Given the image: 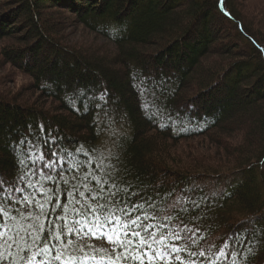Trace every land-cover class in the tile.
Returning a JSON list of instances; mask_svg holds the SVG:
<instances>
[{"label": "trees", "instance_id": "1", "mask_svg": "<svg viewBox=\"0 0 264 264\" xmlns=\"http://www.w3.org/2000/svg\"><path fill=\"white\" fill-rule=\"evenodd\" d=\"M1 13L30 83L0 88V264H264V35L240 0ZM65 14L112 50L67 41Z\"/></svg>", "mask_w": 264, "mask_h": 264}, {"label": "rangeland", "instance_id": "2", "mask_svg": "<svg viewBox=\"0 0 264 264\" xmlns=\"http://www.w3.org/2000/svg\"><path fill=\"white\" fill-rule=\"evenodd\" d=\"M16 0H4L1 1L0 4V15L2 14V10H8L11 8L12 4L15 5ZM240 9L243 11V14L247 19L249 17L251 18V21L254 22L255 27L263 33L264 35V0H240ZM256 9V10H255ZM65 18L61 19L60 22H62V29L64 30V36L67 37V41L77 43L78 45H93L95 47L104 48L108 51H111L110 44L107 40H104L102 38L96 37L94 34L86 31L84 28H82L81 25L75 22L74 18L69 16L68 14H65ZM21 25V24H20ZM24 24L20 26L21 29H23ZM25 29V28H24ZM9 43V42H8ZM8 43L0 42V49L5 46ZM9 44H15L14 42H10ZM30 83V80L27 76L22 74L19 70L13 68L11 65H6L0 60V88L5 89L6 91L12 92L11 94H15L17 92H21L28 86ZM30 94H25V96ZM24 96V97H25ZM191 142L203 145V142L200 139H192ZM190 142V143H191ZM185 144L183 142H180L175 149H178L179 151L185 152L183 150ZM181 153V152H180ZM210 154V153H208ZM207 154V155H208ZM178 156L175 157V159L180 160L181 158ZM183 161V160H182ZM206 163H209L207 161ZM205 163V164H206ZM95 232L98 233L97 226L94 227ZM110 235V234H109ZM100 244V243H99ZM97 249V248H96ZM101 250L104 251V246L102 245ZM158 251H162L159 249ZM139 253V252H138ZM142 255H144V262L141 264H150L155 260L156 258H159V253L152 251V250H144L142 253H139L137 255L138 258H140ZM111 259H93L92 261H88L87 259L78 261V264H116V263H110Z\"/></svg>", "mask_w": 264, "mask_h": 264}]
</instances>
